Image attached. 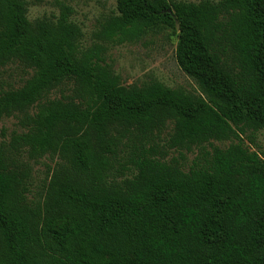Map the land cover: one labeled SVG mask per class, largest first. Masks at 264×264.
Here are the masks:
<instances>
[{
	"label": "trees",
	"instance_id": "16d2710c",
	"mask_svg": "<svg viewBox=\"0 0 264 264\" xmlns=\"http://www.w3.org/2000/svg\"><path fill=\"white\" fill-rule=\"evenodd\" d=\"M30 2L0 0V264H264V0H116L89 47ZM168 30L197 91L125 85L110 47Z\"/></svg>",
	"mask_w": 264,
	"mask_h": 264
},
{
	"label": "rangeland",
	"instance_id": "374dc122",
	"mask_svg": "<svg viewBox=\"0 0 264 264\" xmlns=\"http://www.w3.org/2000/svg\"><path fill=\"white\" fill-rule=\"evenodd\" d=\"M199 3L203 0H181ZM218 2L220 0H211ZM62 4L70 6L73 10L72 20L81 26L84 33L83 45L91 46L96 42L93 34L106 17L115 13L116 0H31L28 17L31 21L43 16L58 15ZM177 37L171 30L163 33L150 34L137 43H125L111 46L108 53V62L114 66L115 72L121 76L125 85L142 84L157 80L170 88H183L196 92L195 82L179 67L176 60ZM28 78L21 69L9 67L2 75V81L16 87L21 86ZM13 118L0 121V132L5 129L11 133L16 129ZM254 145L248 144L253 150L259 151L264 157V130L248 134ZM221 148L227 147L229 142H214ZM185 164L190 166L197 155L184 153ZM178 156V153H171ZM53 163L47 158L35 165L33 174V189L41 192L45 184L47 167Z\"/></svg>",
	"mask_w": 264,
	"mask_h": 264
},
{
	"label": "water",
	"instance_id": "95a60500",
	"mask_svg": "<svg viewBox=\"0 0 264 264\" xmlns=\"http://www.w3.org/2000/svg\"><path fill=\"white\" fill-rule=\"evenodd\" d=\"M177 27L179 28L178 24H177Z\"/></svg>",
	"mask_w": 264,
	"mask_h": 264
}]
</instances>
